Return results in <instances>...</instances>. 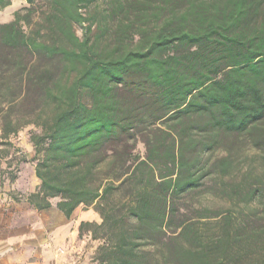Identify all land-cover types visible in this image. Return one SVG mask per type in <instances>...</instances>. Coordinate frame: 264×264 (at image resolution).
<instances>
[{
	"label": "trees",
	"instance_id": "trees-1",
	"mask_svg": "<svg viewBox=\"0 0 264 264\" xmlns=\"http://www.w3.org/2000/svg\"><path fill=\"white\" fill-rule=\"evenodd\" d=\"M26 3L0 145L36 128L31 203L99 214L91 264H264V0Z\"/></svg>",
	"mask_w": 264,
	"mask_h": 264
},
{
	"label": "crops",
	"instance_id": "crops-1",
	"mask_svg": "<svg viewBox=\"0 0 264 264\" xmlns=\"http://www.w3.org/2000/svg\"><path fill=\"white\" fill-rule=\"evenodd\" d=\"M19 166L13 183H0V264H91L98 242L81 236L80 226L100 223L99 214L81 206L68 218L54 202L37 209L30 201L40 185L35 168Z\"/></svg>",
	"mask_w": 264,
	"mask_h": 264
},
{
	"label": "rangeland",
	"instance_id": "rangeland-1",
	"mask_svg": "<svg viewBox=\"0 0 264 264\" xmlns=\"http://www.w3.org/2000/svg\"><path fill=\"white\" fill-rule=\"evenodd\" d=\"M27 7L29 6L26 3V0H12V5L10 7L0 11V23L11 22L14 20L16 12L23 11L25 13V9ZM78 35L82 36V30L79 28ZM34 130H36L34 126H28L24 128L18 135L12 136L7 141V144L0 145V183L3 187L13 183L14 180L19 177V163L21 161L26 160V163H29L34 167L35 164L32 162L34 150L30 142V135ZM139 152L142 155L145 154V148L142 144L139 145ZM247 154L252 157L255 156L256 153L254 150H251L249 147H247L245 149L244 156ZM53 202L57 204L58 200H53ZM99 244L100 243L98 242V246Z\"/></svg>",
	"mask_w": 264,
	"mask_h": 264
}]
</instances>
